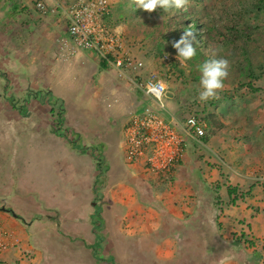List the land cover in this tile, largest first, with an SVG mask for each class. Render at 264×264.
<instances>
[{
  "label": "rangeland",
  "instance_id": "rangeland-1",
  "mask_svg": "<svg viewBox=\"0 0 264 264\" xmlns=\"http://www.w3.org/2000/svg\"><path fill=\"white\" fill-rule=\"evenodd\" d=\"M38 1H35L36 12ZM110 1L112 12L109 21L115 32L121 35L125 47H130L136 57L145 62V68L140 72L141 75L146 77L150 71L157 72L168 85L169 91L174 93V97L166 95L164 98L169 112L177 116L181 123L185 121L186 116L196 114L203 123L204 135H207L208 138L209 136L213 137L215 132H218L221 137L234 134L233 137L235 136V138H228V142H230L229 149L234 156V160L231 159L232 155L229 157V163L233 164L234 162L235 169L241 171L238 173L239 175L237 174L240 182L235 181L238 179L235 177L232 182V175H227L226 171L221 169L216 173V175H219L218 181L214 180L216 176L211 174V170L203 171V195H201V202L199 204L196 202L195 207V213L197 214L199 213L197 211H200V215H196L195 218L191 213L192 211L182 213L187 214L185 218H172L174 211L167 210L166 201L162 200V202L157 203L147 201V198L141 193L137 194L133 191L132 188L136 186L133 181H129V186L125 188L128 189V195L134 197V199H128L129 202L120 203L117 200V193L119 190L122 191L123 188L110 184L115 171L114 169L111 171L108 169L107 158L103 157L104 161H101V154L97 153L96 150L98 149L96 147L95 151L88 150V153L92 155L85 153L79 156L76 152L72 153L73 151H80L78 147L81 151L86 150L81 146V143L85 141L82 138H77L79 137L77 132L75 142L70 140V143L75 144L73 148L68 146L63 139V134H68L71 131V126L69 127L65 123V112L67 110V113L71 115L68 110L70 111L71 107L78 108L75 106L74 100L53 99L52 103L48 100L43 105L45 111L51 112L54 109V112L51 113L52 120H56L55 124H52L53 121H51L53 127L50 125L47 129L44 122L41 123V118L34 116L35 123H33L34 120L27 121L26 124L20 127L22 143H18V140L13 139L10 142L9 140L2 142L4 147L0 149V205L4 204L11 209H17L21 216L28 221L22 220L27 228L32 223L36 235H41L44 239L42 247L53 260L47 261L50 264L152 263L153 258H158L156 248L147 250L146 248L149 246L146 239L142 240L140 246L136 245L137 238L142 237V234H135V230H131L135 227H129L128 224L131 223H128V210L132 213H138L137 215H139V210H144L145 213L143 214L145 216L141 217L143 224L141 227L154 231L153 235H155L156 230L160 235H165L164 232L168 231L167 226L173 227L181 223L180 221H183L187 229L200 228L201 232L196 235L199 242H197L195 248H190V250L195 251L194 255L199 260L195 259V261L198 263L205 261L206 264H264V162L258 169L257 166L260 161L255 156H252L250 161L246 152L245 156L243 152L241 154L237 152L244 151L245 146H240V144L243 145L248 141L255 142L253 154H260L264 149V12L257 17L256 21L252 19L255 22L254 27L261 25L262 45L261 48L252 49L250 56L254 63L262 61V67L260 66L254 72L252 66L249 69L250 65L246 62L243 63L242 67L238 66L237 63L233 64L229 68L227 79L224 81V90L218 93L219 98L201 102L198 99L200 80L195 78L196 73L199 71L198 63L194 64L189 60L181 65L177 59L178 54L172 49V37L166 38V35L162 33L164 32L163 27L158 24L157 19L150 17L146 11L136 8L132 0ZM214 1L206 0V3L211 4ZM217 1L220 3L219 0ZM227 2L237 4L239 7L243 5L242 0H228ZM3 4V1L0 0V73L4 71L3 74L11 77L14 86L12 82L8 85V97L12 98L11 103L15 101V104L19 106L25 102L31 91L34 93L32 89L27 91L25 84L21 83L28 79L32 82L35 75H21L20 81H18L11 71H7L6 64L3 63L5 62L4 59L12 54L20 57L22 63L41 60V58H33L36 51L33 49L34 45L32 47V44L35 43L32 37L24 36L23 38L18 36L17 29L14 28L15 24H8L4 20L6 16L1 8ZM221 7L222 3L215 5L214 11L216 13H214L221 12ZM29 11L33 12V9ZM29 11H20L19 13L30 14ZM48 14H41V16ZM25 16L28 17V15ZM15 17L17 18V15ZM226 22H228L227 17L220 18L219 16L217 18V23L224 25ZM223 30L228 31L229 29L223 26ZM63 35L57 37L56 47L59 56L65 59L60 48V38ZM218 41V38L212 40L211 48H218ZM161 48L163 52L159 53ZM226 54H229V51ZM236 57L242 58L243 55L237 52ZM225 59L230 63L232 61L227 57ZM13 64L15 65V63ZM42 65H45V62ZM248 75L249 77H247ZM238 77L244 78L243 84H241ZM1 78L2 76L0 77V84L4 82ZM249 81L254 83L255 88L261 90L253 92L248 86ZM4 86H7L6 82ZM128 87L130 86L128 85ZM1 91L2 87H0ZM144 100L154 105L159 115L168 121L170 120V114L156 102L148 97ZM139 102L143 103L142 100H139ZM53 104L57 105L53 106ZM214 116H216V119ZM59 119L62 121L59 122ZM58 127L63 134L57 133ZM74 129L72 128V130ZM71 137V134H69V139ZM202 137L196 141L203 146L206 142ZM189 147L194 148L192 145L190 146V142L186 145V148ZM124 150L128 163H138L141 169L150 167V171H155L149 164L147 156L131 157L127 145ZM210 156L208 155L202 161V163L205 162V168L208 165V168L213 170L216 164L224 169L228 168V161L223 154L216 155L215 152L213 153L212 157L215 159V163H211ZM72 157L75 161L87 164L86 168L90 169L89 177L93 188L82 186L83 172L82 170L78 171L76 166L74 167ZM259 157L261 158V154ZM99 162L102 163L99 164ZM241 167H244V169ZM248 167H250L249 171ZM104 168L107 170L103 172ZM157 171L155 172L161 174V177L165 175V172ZM261 172L263 177H261ZM242 179L247 182L244 183L243 181L241 185ZM17 180H19L18 187L14 186ZM7 182L10 183L7 188L14 190L17 187L20 190L19 193H16L19 197L16 202L15 194H11V192L10 194H4L7 188H3L1 184H7ZM162 182L165 183V179H162ZM168 183L169 180H167ZM162 187L158 186L157 188L161 191ZM171 187L173 188V186H170L166 190ZM190 187L192 185H189ZM230 187L235 189L231 194L226 190ZM175 188L173 189L175 190ZM136 190L140 192V187H137ZM131 191L135 193L134 196ZM91 192L93 194L88 198L87 195ZM179 200L175 202L177 213L183 211L182 206L186 204ZM189 204L192 203L189 202ZM204 208H206L205 212L203 211ZM243 211L248 212V214L243 216L241 214ZM182 214L178 215L182 216ZM50 224L63 227L69 232L65 234L61 229H57L56 237L54 231L51 232L48 229ZM52 229L54 228L52 227ZM97 233L102 237L99 243L100 257L105 259L102 261H99L96 256L94 257L93 252L84 245L86 239L91 244L97 242ZM145 238H147L146 235ZM159 254L163 255L162 253ZM160 258L159 261L164 260L162 257ZM146 261L151 262L146 263ZM167 264L179 263L170 260Z\"/></svg>",
  "mask_w": 264,
  "mask_h": 264
},
{
  "label": "crops",
  "instance_id": "crops-1",
  "mask_svg": "<svg viewBox=\"0 0 264 264\" xmlns=\"http://www.w3.org/2000/svg\"><path fill=\"white\" fill-rule=\"evenodd\" d=\"M1 1L4 3L1 6L6 16L4 20L7 21L8 24H15L14 28L17 29L16 32L18 36L23 38L24 36L32 37L34 40L33 42L36 43L32 44V47L34 45V51H36L33 58H41V60L22 63L21 58L15 54L4 59L5 62L3 63L6 64L7 71H11L13 75L17 77L18 81H20L21 75L34 74L35 76L32 82L28 79L21 83L25 84V89H28L27 91L32 89L34 93L31 91L26 97L25 102L21 103L19 106L15 104V101L11 103L8 97V85L12 82L14 86L11 77L6 75V77L2 76L1 78L4 82L0 84V87L3 89L5 87L4 83L6 82L7 88L3 92L1 91L2 93L0 92V149L4 147L3 141L9 140L10 142V140L13 139L18 140V143H22V132L20 133V127L26 124L27 121L34 120V116H39L41 118V123L44 122L47 129L51 125V121H53L52 124H55L56 120H52L51 117L53 116L51 112L45 111L43 108L44 102L48 101V99L43 96L47 92H50L53 95V99L74 100V104L78 108L71 107V110H68L71 115L67 113V110L65 112V123L69 125V127L71 126L72 132L70 131L68 134H63L58 127L57 133L63 134V139L68 146L72 148L75 144L70 143V140L75 142L76 132L79 134L77 138H82L83 141L86 142L81 143L82 148L86 150H82V152L78 147L80 151H73L72 153L76 152L79 156L85 153L92 155L88 153V150L92 149V151H95L94 149L96 147L98 149L96 150L97 153L101 154V161H104L103 157L107 158L108 169L110 171L114 169L116 172L113 173L112 182H110V184H115V186L123 188L122 191L119 190L117 193V200L120 203L125 201L129 202V200L134 199V197L128 195V189L125 188L129 186V181H133L136 185L135 188H132L133 191L137 192V194L141 193L147 198V201L151 203L162 202V200L166 201L165 206L167 210L174 211L171 216L172 218H185L187 214L182 213L187 211H192L191 213L195 218L196 215H200V211H197L199 212L197 214L195 213V207L201 202V195H203V171L211 170V174L216 176L214 180L216 179L218 181L219 175H216V173L221 169L226 171L227 175H232V182L235 180L234 177L238 178L235 181L240 182L237 174L241 171L235 169L234 162L233 164L229 163V157L232 155L231 159L234 160V156L230 152V142H228V138H235V136L233 137L234 134L231 135L227 133V136L221 137L218 135V132H215L213 133V137L209 136L208 139H204L207 146L206 144L203 146L200 145L194 139H188L187 143L190 142V146L192 145L194 148H186L183 158L172 169V172L165 175L163 174V177L155 171H150V167L141 169L138 163H128L124 149L127 145L126 133L130 122L136 113H142L146 107L155 109L154 105L144 100L147 99V97L143 93L137 91L129 81H127V83L126 77L121 76L116 69H111L105 62H102L95 52L80 50L75 55H65V59L59 56L57 53L56 40L58 36L66 32V23L64 22V17L60 15V13H50L46 16H41L40 12L38 10L36 12L35 9V1L38 0ZM44 1L52 5L56 0ZM28 9H33V12H30ZM20 11H29L30 14L19 13ZM15 15H17V18ZM25 15H28V17ZM5 56L7 55L5 54ZM44 62L45 65H42ZM12 63H15V65H12ZM2 72L4 73V71ZM128 85L130 87H128ZM169 93H171L169 96H175L173 92L169 91ZM139 100H142L143 103L141 104ZM22 109L27 110L23 112ZM177 119L179 120L178 117ZM35 122L34 120L33 123ZM51 126L53 127V125ZM177 127L179 128L178 125ZM72 128L75 129L72 130ZM69 134L72 136L71 139H69ZM254 144V141H248V143L243 145L240 144V146H245V149L244 151L237 152L239 154L243 152L244 156L246 152L250 161L252 156H255V158L260 161L257 166L259 169L260 165L264 162V149L260 153V158V154L252 153L255 146ZM214 152L216 155L223 154V156H225L228 161L227 169L222 168L218 164H216L213 170L209 169L208 165L206 168L204 167L205 162L202 163V161H204V158L208 155H211V163H215V159L212 157ZM235 154L237 155V153ZM72 159L74 167L76 166L78 171L82 170L83 172V179H81L82 186L93 188L89 177L90 169L86 168L87 164L75 161L73 157ZM101 163L102 162H99V164ZM99 164L98 166H100ZM241 168L244 169V167ZM249 168L250 167H248V171ZM106 170L107 169L104 168L103 171ZM206 173L208 174V172ZM262 175L263 173L261 172V177H263ZM110 176L111 173L109 174V178ZM162 179H165L166 184L162 182ZM167 180H169L168 184ZM243 181L244 183L247 182L242 179L241 185ZM8 184L10 183H2L1 186L7 188ZM189 185H192V187L189 188ZM14 186H19V180L16 181ZM158 186H163L161 191L158 190ZM170 186H173V188L176 187L175 190L172 187L166 190L167 187ZM17 187H15L14 190L7 188L4 192V194H10V192L11 194H15V202L16 199L18 200L19 198L16 193L20 192ZM137 187H140V192L136 190ZM226 190H228V188H226ZM133 191H131V194L134 196L135 193ZM92 194L93 192H91V194L89 193L87 197L90 198ZM179 199L186 204L182 206L183 211L177 213V205L175 202ZM189 202L192 204H189ZM196 202L198 203L196 204ZM115 207L117 206L115 205ZM139 211V215H137L138 213L136 214V212L132 213L130 210L127 212L129 218L128 223H131L128 224L129 227H135V229L131 230H135V234H142V237L137 238L136 245L140 246L142 240L146 239L148 240L147 245L149 246L146 249L152 250L155 247L158 254V258H153L151 260L152 263H150L151 261H146V263L167 264V262L169 263L171 260L179 264H206L205 261L198 263L197 261L199 260H197L194 255L195 251H192V249L190 250V248H195L197 242H199L197 239L198 236L196 235H199L201 232L200 228L192 227L187 229L183 221L178 220L181 223L173 227H170V225L167 226L168 231L164 232L165 235H160L157 230L155 235H153L152 233L154 231L141 227L143 226L141 217L145 216L143 214L145 212L144 210ZM203 211L205 212L206 208H204ZM178 214H182V216ZM241 214L246 216L248 212L243 211ZM45 217L47 216L45 215ZM118 217L120 216L118 215ZM22 220L28 222L21 216L17 209H11L4 204L0 205V224L12 233L9 239L10 247L2 254L0 264H50L47 261L53 260L42 247L44 242L43 237L41 235H36L32 223L30 227L27 228L22 223ZM52 227L54 229H52ZM31 229L33 230L31 231ZM48 229L51 232L54 231L56 237L57 229H61L65 234L69 232L63 229V227H58L57 225L53 226L51 224ZM145 235L147 238H145ZM66 239L68 240L67 237ZM90 244V241L86 239L84 245L88 247ZM142 246L143 244L141 247ZM89 249L91 251V248ZM147 255L149 254L147 253ZM160 257L164 260L159 261L161 260ZM195 259L197 261H195Z\"/></svg>",
  "mask_w": 264,
  "mask_h": 264
},
{
  "label": "built area",
  "instance_id": "built-area-1",
  "mask_svg": "<svg viewBox=\"0 0 264 264\" xmlns=\"http://www.w3.org/2000/svg\"><path fill=\"white\" fill-rule=\"evenodd\" d=\"M111 7L110 0H56L53 5L40 0L36 3V8L43 15L52 12L64 17L66 32L60 38L63 56L73 55L80 49L95 52L101 61L116 69L135 89L160 106L155 97L146 95L145 91L148 83L165 81L155 71H150L146 77L141 75L145 62L136 57L130 47H125L121 35L115 32L109 21ZM166 95H169L167 84L163 99ZM162 109L170 114L169 121L151 107L136 114L126 142L131 157L145 155L155 171L168 174L182 159L188 139L199 140L205 134V128L196 114L186 116L181 123L166 106ZM11 234L0 224V261L10 247Z\"/></svg>",
  "mask_w": 264,
  "mask_h": 264
},
{
  "label": "trees",
  "instance_id": "trees-1",
  "mask_svg": "<svg viewBox=\"0 0 264 264\" xmlns=\"http://www.w3.org/2000/svg\"><path fill=\"white\" fill-rule=\"evenodd\" d=\"M227 1L228 0H219V2L222 3V11L217 12V14H215L216 12L214 11L215 5L220 4L217 0L211 4H207L206 0L205 3L204 0H190L186 10L173 9L170 11H164L163 9L158 8L155 12H147V14H149L150 17L157 19L158 24L163 27L164 32L162 33L166 35V38L171 36L173 42L178 41L184 34L185 30H191L194 32L195 41L193 44L196 48V55L191 59L194 64L198 63V66H200L204 61L213 58V54L215 53V58L217 59L227 57L232 60L229 68L236 63L238 66L242 67L243 63L246 62L250 65L249 69L252 66V71L255 72L260 66L262 67V61L255 63L252 62L250 57L251 50L261 48L262 40L260 32L261 25L254 27V21H256L257 17L264 12V0H242L243 5L241 7L237 4H229ZM219 16L220 18L227 17L228 22L224 23V25L217 23V18ZM252 19H254V21H252ZM223 26L229 30L224 31ZM215 38L219 39V46L218 48L214 47L213 49L211 48V45L212 40ZM172 49L178 54L173 46ZM227 51H229V54H226ZM160 52H163L162 48L159 50V53ZM237 52L242 53L243 57L237 58ZM200 75V71H198L195 78L200 80ZM1 76L6 77L3 72L0 73V77ZM247 77H249V75ZM238 79L241 84H243L244 78L238 77ZM248 86H250L253 92L261 90L260 88H255L254 83H251V81L248 82ZM6 88L7 86L2 89V92L5 91ZM43 97L47 98L49 102L52 103L53 95L50 92H47ZM11 99L12 98H9V100ZM56 105L57 104H53V106ZM22 111L24 112L26 109H22ZM52 112H54V109L51 113ZM214 118L216 119V116H214ZM61 121L62 120L59 119V122ZM220 126H222V124H220ZM202 138L207 139L208 136L204 135ZM234 190L235 189H232L231 187L228 188L230 194L233 193ZM96 237L97 242L90 244L88 247L91 248L93 256H96L99 261H102L105 260L104 258L102 259L99 254V243L102 237L98 233Z\"/></svg>",
  "mask_w": 264,
  "mask_h": 264
},
{
  "label": "clouds",
  "instance_id": "clouds-1",
  "mask_svg": "<svg viewBox=\"0 0 264 264\" xmlns=\"http://www.w3.org/2000/svg\"><path fill=\"white\" fill-rule=\"evenodd\" d=\"M136 8L146 12H155L158 8L164 11L173 9H187L190 0H132ZM195 41L194 32L185 30L184 34L178 41L173 42V47L177 50V59L181 65L191 60L196 55V48L193 44ZM230 62L225 58H213L204 61L199 66L200 81L198 99L201 102H207L210 99H218V93L225 88L224 81L229 75ZM166 90V84L163 81H158L155 84L148 83L146 86V95H152L159 102L160 107H165L163 94Z\"/></svg>",
  "mask_w": 264,
  "mask_h": 264
},
{
  "label": "water",
  "instance_id": "water-1",
  "mask_svg": "<svg viewBox=\"0 0 264 264\" xmlns=\"http://www.w3.org/2000/svg\"><path fill=\"white\" fill-rule=\"evenodd\" d=\"M171 95V93H169Z\"/></svg>",
  "mask_w": 264,
  "mask_h": 264
}]
</instances>
